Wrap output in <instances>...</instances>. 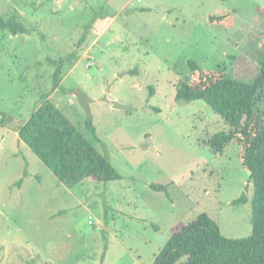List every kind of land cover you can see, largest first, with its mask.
I'll return each mask as SVG.
<instances>
[{"label":"rangeland","instance_id":"374dc122","mask_svg":"<svg viewBox=\"0 0 264 264\" xmlns=\"http://www.w3.org/2000/svg\"><path fill=\"white\" fill-rule=\"evenodd\" d=\"M257 5L264 0H0V14L15 12L28 29L0 31V264H151L200 212L227 237L249 235L252 184L239 146L214 153L208 143L231 127L204 101L174 94L191 59L254 78L264 50ZM98 11L104 28L86 30L77 47ZM221 12L231 14L230 26L207 20ZM73 51L78 59L63 63L52 89L50 60ZM45 98L119 178L67 187L18 138ZM242 193L248 201L232 204Z\"/></svg>","mask_w":264,"mask_h":264},{"label":"trees","instance_id":"16d2710c","mask_svg":"<svg viewBox=\"0 0 264 264\" xmlns=\"http://www.w3.org/2000/svg\"><path fill=\"white\" fill-rule=\"evenodd\" d=\"M256 11L264 16L263 6L257 5ZM101 14L102 11L95 12L85 25L84 32L76 42L77 47L85 41L86 30L94 26L97 31L104 28L106 21L96 24ZM207 20L224 26L232 24L230 13L209 14ZM0 31L15 35L27 33L28 29L13 12L7 17L0 14ZM77 59L78 53L73 51L50 60L54 65L52 89L59 85L63 63ZM258 64L254 78L245 81L228 75L223 69L206 70L194 60H187L190 77L176 87L174 94L176 101H204L231 127L228 131L214 133L208 143L214 153H222L230 141L239 146L242 168L252 184L249 235L227 237L221 233L212 217L200 212L171 233L151 264H264V50ZM5 115L0 110V125H4ZM86 127L97 138L89 117L86 119ZM16 133L67 187H73L86 178L107 182L120 177L110 161L49 98L43 99L33 109L29 117L17 127ZM20 183L21 180L16 182L17 185ZM150 186L155 190L165 189L158 185ZM248 199L242 193L232 204H243Z\"/></svg>","mask_w":264,"mask_h":264},{"label":"water","instance_id":"95a60500","mask_svg":"<svg viewBox=\"0 0 264 264\" xmlns=\"http://www.w3.org/2000/svg\"><path fill=\"white\" fill-rule=\"evenodd\" d=\"M114 107H117V108H121V109H131V107L130 106H128V105H125V104H121V103H118V102H115L114 103Z\"/></svg>","mask_w":264,"mask_h":264},{"label":"crops","instance_id":"0c3cea01","mask_svg":"<svg viewBox=\"0 0 264 264\" xmlns=\"http://www.w3.org/2000/svg\"><path fill=\"white\" fill-rule=\"evenodd\" d=\"M16 132V131H15Z\"/></svg>","mask_w":264,"mask_h":264}]
</instances>
